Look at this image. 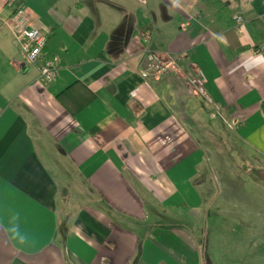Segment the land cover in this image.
I'll use <instances>...</instances> for the list:
<instances>
[{
	"label": "crops",
	"instance_id": "0c3cea01",
	"mask_svg": "<svg viewBox=\"0 0 264 264\" xmlns=\"http://www.w3.org/2000/svg\"><path fill=\"white\" fill-rule=\"evenodd\" d=\"M15 1L0 8V264H210L202 228L162 208L197 220L212 198L202 157L227 155L223 141L264 158V55L251 49L264 0H222L243 19V51L201 23L197 0ZM17 5L56 62L49 85L16 54L4 21ZM150 54L175 70L143 77Z\"/></svg>",
	"mask_w": 264,
	"mask_h": 264
},
{
	"label": "rangeland",
	"instance_id": "374dc122",
	"mask_svg": "<svg viewBox=\"0 0 264 264\" xmlns=\"http://www.w3.org/2000/svg\"><path fill=\"white\" fill-rule=\"evenodd\" d=\"M16 54L20 55L19 51ZM198 142L205 152L202 140ZM223 142L230 148L227 155L213 149L219 155L202 157L212 172L208 179L212 198L199 199L197 220H188L182 202L176 206L172 200L173 207L167 204L162 210L170 217L173 214L181 226L202 228L199 240L210 264H264V158L257 156L255 160L248 151L246 156L237 154L231 149L232 140ZM217 143L211 141L221 149ZM197 203L195 199L189 204Z\"/></svg>",
	"mask_w": 264,
	"mask_h": 264
},
{
	"label": "built area",
	"instance_id": "2783aa9c",
	"mask_svg": "<svg viewBox=\"0 0 264 264\" xmlns=\"http://www.w3.org/2000/svg\"><path fill=\"white\" fill-rule=\"evenodd\" d=\"M14 2L16 1L0 0V8L11 5ZM233 20L237 27H240L243 22L242 17L239 15H235ZM4 23L10 30L13 46L19 51L22 63L25 66L38 63V76L36 82L41 85L53 83L57 72L56 62L43 54L46 38L39 30L30 26L25 18L23 7L17 5L15 11ZM146 66L149 71L143 73V77H158L159 75L173 72L175 70V60L171 57L150 54L147 56ZM192 82L196 88L199 90L201 89V77H198ZM131 94H134V92H131Z\"/></svg>",
	"mask_w": 264,
	"mask_h": 264
},
{
	"label": "trees",
	"instance_id": "16d2710c",
	"mask_svg": "<svg viewBox=\"0 0 264 264\" xmlns=\"http://www.w3.org/2000/svg\"><path fill=\"white\" fill-rule=\"evenodd\" d=\"M194 11L197 17H201V23L213 33H224L228 46L236 51L249 49L246 46H240L237 41V29L233 17L234 10L229 8L227 2L222 0H197ZM240 16V15H239ZM256 53L264 55V47L255 45L251 48Z\"/></svg>",
	"mask_w": 264,
	"mask_h": 264
}]
</instances>
